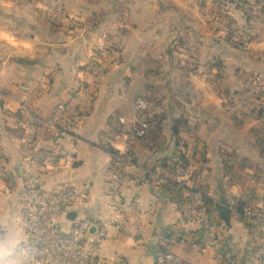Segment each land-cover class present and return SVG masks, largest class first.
<instances>
[{"label": "crops", "instance_id": "obj_1", "mask_svg": "<svg viewBox=\"0 0 264 264\" xmlns=\"http://www.w3.org/2000/svg\"><path fill=\"white\" fill-rule=\"evenodd\" d=\"M252 1L0 0V34L6 37L0 48L6 52L7 45L16 46L21 54L12 58L11 52L0 62V182L13 190L0 199V254L26 239L21 224L26 165L20 155L25 132L15 126L21 86L29 88L30 110L47 119L59 102L68 105L65 115L72 118L79 82L93 85L87 115L76 119L69 134L50 135L43 143L49 157L71 153L73 164L43 177L41 186L88 182L91 196L69 212L96 222L107 213L111 160L104 146H119L122 140L117 117L135 115L138 97L149 101L146 115L155 118L153 127L146 141L131 139L137 168L129 169L131 179L120 195L135 209L126 210L123 222L106 231L94 264H156L162 251L190 264L212 263L208 251L199 253L185 237L196 227L182 215L176 196L145 172L182 156L204 170L217 215L215 205L232 200L264 213V108L248 101L238 105L245 77L264 75V11L248 12ZM228 19L252 36L248 50L231 44L218 29L217 23ZM108 30L116 31L110 36L117 44L114 51L119 41V51L108 53V65L95 73L99 62L90 66V57ZM69 221L65 217L58 224L67 230ZM219 230L238 259L261 240L233 211L229 225L221 220Z\"/></svg>", "mask_w": 264, "mask_h": 264}, {"label": "built area", "instance_id": "obj_2", "mask_svg": "<svg viewBox=\"0 0 264 264\" xmlns=\"http://www.w3.org/2000/svg\"><path fill=\"white\" fill-rule=\"evenodd\" d=\"M257 10L264 11V0H253L247 7L250 13H255ZM83 23L80 22L81 25ZM217 25L224 38L240 49L246 51L253 44L252 36L242 27L234 26L229 19L220 21ZM102 36L99 47L89 61L90 66L94 61L99 62L94 70L95 73L99 72L104 64L108 65L106 57L110 52L107 45L112 37L109 35L108 38L106 32H102ZM0 37L6 38L5 35ZM215 69H219V75H221L223 66L218 65ZM2 74L1 70V77ZM218 79L219 76L214 74L211 83L216 86ZM92 87L93 85L87 84L85 80L79 82L74 91L75 112L73 117L69 118V122L65 115L68 105L64 102L56 104L50 118L38 117L27 105L29 88L20 87L21 94L16 97L20 117H16L15 126L25 132L20 155L26 165V171L21 177L24 189L21 224L26 239L9 249L7 254H0V259H3L5 264H15L16 261L24 260L45 264H94L95 251L105 238L106 231L123 222V214L126 210L135 209L133 202L126 204L121 202L120 195L131 179L129 169L137 168L131 149V139L137 137L146 141L149 130L153 127V123L146 115L149 101L144 97H138L134 102L136 114L131 118L117 117L116 123L121 129L122 138L119 146H104L111 161L104 194L107 213L103 220L96 222L88 217L77 216L74 221H69L68 229L64 230L59 226V220H64L74 204L87 201L91 196L90 184L62 182L52 189H44L41 186L43 177L52 174L53 171H64L69 168L68 165L73 164L74 157L71 153L60 151L53 157H49L50 152L44 153V148L47 149V147L43 143L50 135L69 134L76 119H82L87 115L89 103L94 96ZM241 88L238 105L248 101L258 108H264V75L262 73H250L243 80ZM145 172L160 186L168 188L176 196L182 215L196 227L195 230L188 231L185 237L190 238V242L195 245L199 253L209 252L212 258L211 264H264L263 212L233 200L230 201L228 207L231 211L243 217L253 235L261 236L259 243L251 246L244 257L238 259L229 244V238L222 235L219 230L221 220L218 217L219 214L217 215L213 209L214 200L205 184L204 170L198 169L191 157H185L183 162H180V158L177 162L169 161L166 166L148 168ZM12 191L10 183L0 182V199L11 196ZM93 227L96 231L91 234L90 230ZM155 262L156 264H190L170 251L157 253Z\"/></svg>", "mask_w": 264, "mask_h": 264}, {"label": "rangeland", "instance_id": "obj_3", "mask_svg": "<svg viewBox=\"0 0 264 264\" xmlns=\"http://www.w3.org/2000/svg\"><path fill=\"white\" fill-rule=\"evenodd\" d=\"M9 32H11V31H9ZM81 32L82 31H79V34H78V36L77 37H79L80 35H81ZM108 32V38L110 37L109 35H115V30H108L107 31ZM1 35V34H0ZM61 35L62 36H64L65 35V33H61ZM103 36H101V38H102ZM114 37V36H113ZM0 39H1V37H0ZM105 41H106V39H105ZM116 43L113 41V38H112V40H111V42L109 43L108 42V45H107V48L109 49V52H111V54L112 55H115L116 54V52L117 51H119V47H120V43H119V41H118V49L116 50V51H114L115 49V47H116ZM8 46V49H7V53L5 52V49L2 47V48H0V62L3 60H5V58H7L6 56L9 54V53H11L12 52V54H13V56H12V58L13 57H19V56H21V54H20V52L16 49V46H15V48L13 49L12 47H11V45H7ZM113 49V50H112Z\"/></svg>", "mask_w": 264, "mask_h": 264}, {"label": "water", "instance_id": "obj_4", "mask_svg": "<svg viewBox=\"0 0 264 264\" xmlns=\"http://www.w3.org/2000/svg\"><path fill=\"white\" fill-rule=\"evenodd\" d=\"M216 209L219 213V217L222 221L225 222V224L229 225L230 223V215H231V209L224 204H216ZM66 218L70 221H74L76 218V213L75 212H68ZM96 231V228L93 227L90 230V233L93 234ZM49 264V263H48Z\"/></svg>", "mask_w": 264, "mask_h": 264}, {"label": "trees", "instance_id": "obj_5", "mask_svg": "<svg viewBox=\"0 0 264 264\" xmlns=\"http://www.w3.org/2000/svg\"><path fill=\"white\" fill-rule=\"evenodd\" d=\"M112 50H113V49H112ZM149 119L151 120V122H152V123H153V122H154V120H155V118H154V117H152V118L150 117ZM67 121L69 122V121H70V119L68 118V119H67ZM44 153H45V154H46V153H48V150H47V149H45V148H44ZM183 161H185V156H182V157H180V162H183ZM162 252H165V251H162Z\"/></svg>", "mask_w": 264, "mask_h": 264}, {"label": "bare ground", "instance_id": "obj_6", "mask_svg": "<svg viewBox=\"0 0 264 264\" xmlns=\"http://www.w3.org/2000/svg\"><path fill=\"white\" fill-rule=\"evenodd\" d=\"M17 47H18L19 49H21L22 51H25L26 49H27V51H28V46L25 47L24 44H18Z\"/></svg>", "mask_w": 264, "mask_h": 264}, {"label": "clouds", "instance_id": "obj_7", "mask_svg": "<svg viewBox=\"0 0 264 264\" xmlns=\"http://www.w3.org/2000/svg\"><path fill=\"white\" fill-rule=\"evenodd\" d=\"M0 264H5L3 259H0Z\"/></svg>", "mask_w": 264, "mask_h": 264}]
</instances>
